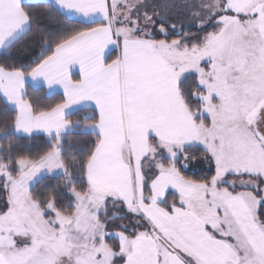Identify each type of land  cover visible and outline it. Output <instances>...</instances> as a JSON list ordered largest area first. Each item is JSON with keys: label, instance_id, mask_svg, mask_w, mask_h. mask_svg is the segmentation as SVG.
I'll return each instance as SVG.
<instances>
[{"label": "snow or ice", "instance_id": "6c2138e0", "mask_svg": "<svg viewBox=\"0 0 264 264\" xmlns=\"http://www.w3.org/2000/svg\"><path fill=\"white\" fill-rule=\"evenodd\" d=\"M39 2L79 26L47 35L32 0H0V49L37 36L44 45L32 64H0L14 112L0 136L51 138L36 157L0 144V264H264V0H164L150 11L146 0ZM177 7L201 17L204 34L153 38V17L167 36ZM30 82L63 99L41 105ZM78 106L91 111L73 120ZM74 134L94 137L79 156L68 153ZM199 147L209 178L182 171ZM48 175L63 185L35 192ZM228 175L260 183L236 191ZM127 215L134 227L108 230Z\"/></svg>", "mask_w": 264, "mask_h": 264}, {"label": "trees", "instance_id": "16d2710c", "mask_svg": "<svg viewBox=\"0 0 264 264\" xmlns=\"http://www.w3.org/2000/svg\"><path fill=\"white\" fill-rule=\"evenodd\" d=\"M146 3L149 5L148 0H146ZM33 5L35 6L36 11L40 13L38 18L40 28L43 29L45 34L47 35L56 36L59 33H62L65 29H69V28L74 29L79 26V21L77 19L69 18L68 16L63 15L61 11L52 9L51 15H48L47 14L48 10L45 8L43 3L36 2L33 3ZM193 10L197 11L198 9H193ZM179 11H180L181 19L182 18L184 19L182 34L191 36L194 40H198V38L204 34L201 31L200 27L194 26L188 28L186 26L187 24H189V22H192L193 19L195 18L194 16L191 15L192 10L180 7ZM160 22L161 21L158 19L157 24L154 27L155 33L153 38L168 39V40L183 38L181 32L180 33L176 32L171 28H169V32L167 36L161 34L158 30V26ZM213 30H215L213 26V22H208L207 27L204 29V31H213ZM43 46H44L43 42L39 39L38 36L35 38L28 39L26 43L18 44L12 48L0 52V64L15 65L17 67L22 65L32 64V62L36 60L38 56L41 55ZM47 54H50V52ZM117 55H119V52L117 49H115L114 51L111 52L110 59H114ZM194 79L195 77H190L188 83L191 84ZM27 90H28V95L30 97L34 99L38 98L39 103L44 106L54 105L55 103H58L63 99V94L61 93L49 94L48 91L43 87L37 89L30 85H27ZM89 111H91V109H84V108L79 109L71 117V119L73 120L82 119L83 116L86 115ZM12 116H14V112L8 110V106L6 102L0 96V128L4 126L5 121L11 124ZM50 139L51 138L48 135H44V134L10 137L8 139H5L3 136H0V144L6 145L9 143V141H11L15 145L16 153L26 154L36 157L42 154L43 152H45L50 147ZM93 139H94L93 136L74 134L72 137H70L68 141L73 145V147L68 150V153L79 156L81 154V150L86 151L87 148L91 146V141ZM191 151L194 154V158L191 159L190 161L184 162L187 164V167L182 169L184 174L193 179L209 178L211 175H214L215 174L214 163L209 160H205L201 158L204 155L203 148L202 147L194 148ZM70 171H72L74 175L77 174V170L75 169H70ZM227 177L232 178V177H242V176L228 175ZM243 177H250V176L244 175ZM252 178L257 179L256 177H252ZM63 181H64V177L62 175L45 176L35 185L34 191L37 193L45 192L53 187L62 186ZM76 183L77 186L79 187L81 182L77 181ZM260 187H264V183H260ZM235 190L242 191L247 189L240 188L239 186H237ZM166 197L169 201H172L173 199L178 200L177 194H175L174 191L172 190H170L167 193ZM6 198H7V192L4 190L2 186H0V210H3L5 207ZM68 199L69 197L65 195L64 197L65 204H67ZM135 219L138 218L133 217L131 215H127L124 220H117L115 222H112L108 230L110 232L123 230L116 227V225H119L121 223L129 224L130 227H134L135 226L134 223H130V222H133ZM108 239H109V243H112L114 246L118 243V241L115 240V238L113 237H109Z\"/></svg>", "mask_w": 264, "mask_h": 264}, {"label": "rangeland", "instance_id": "374dc122", "mask_svg": "<svg viewBox=\"0 0 264 264\" xmlns=\"http://www.w3.org/2000/svg\"><path fill=\"white\" fill-rule=\"evenodd\" d=\"M148 1H149V9H146V10H149V11H150V8H151L152 5L159 6V5H161L164 2V0H148ZM175 2L177 4H180L182 2V0H175ZM192 2L193 3L194 2L195 3H198L199 0H192ZM179 8L180 7H177L176 9H174L171 12V14L168 16V19L171 21V23L177 25V28L174 31L180 33L181 32V28L183 27V21H184V19L183 18L181 19ZM157 11H159V7H157ZM197 11H199V9ZM153 19L156 20V24H157L158 19L156 17H153ZM200 19H201V17H195L193 19V21L192 22H189V24H187L186 26L188 28H191V27H194V26H199ZM155 25L150 29L153 33H155V28H154ZM226 179L235 181L237 183V186L239 185V181H241V180H246V181L247 180H257V183H260V181L258 179H254L252 177H243V176L242 177H232V178L226 177ZM224 186H226V185H224Z\"/></svg>", "mask_w": 264, "mask_h": 264}, {"label": "crops", "instance_id": "0c3cea01", "mask_svg": "<svg viewBox=\"0 0 264 264\" xmlns=\"http://www.w3.org/2000/svg\"><path fill=\"white\" fill-rule=\"evenodd\" d=\"M36 2H39V0H32V3H36ZM74 19H76V18H74ZM115 50V49H114ZM114 50H111V52L112 51H114ZM118 50V52H119V49H117ZM2 51H4V49H0V52H2ZM73 78L74 79H78L79 78V76L76 74V71L74 70V75H73ZM28 85H30V86H32V87H34L32 84H31V82L28 84ZM26 87H27V85H26ZM34 88H36V87H34ZM39 88H41V87H39ZM43 88H45L47 91H48V93L49 94H55V93H61V94H63V89L62 88H54V89H48L47 88V86H43ZM1 97H2V95H0ZM3 98V97H2ZM3 100H4V98H3ZM5 101V100H4ZM78 108L79 109H83V108H80L79 106H78ZM35 134H44V135H47L46 133H44V132H38V133H35ZM34 135V134H33ZM21 136H27V135H21ZM170 191V190H169ZM173 191V190H172ZM167 195V194H166Z\"/></svg>", "mask_w": 264, "mask_h": 264}]
</instances>
